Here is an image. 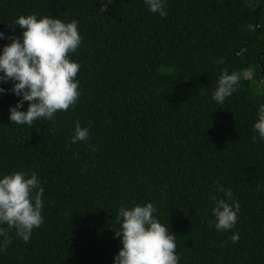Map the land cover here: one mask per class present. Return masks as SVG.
Returning a JSON list of instances; mask_svg holds the SVG:
<instances>
[{"label": "trees", "instance_id": "1", "mask_svg": "<svg viewBox=\"0 0 264 264\" xmlns=\"http://www.w3.org/2000/svg\"><path fill=\"white\" fill-rule=\"evenodd\" d=\"M100 7L0 0L6 35L19 37L12 21L35 13L76 20L82 37L70 54L81 95L54 121L10 123L19 98L0 82V173L35 171L44 187V223L28 243L13 238L0 264H113L119 207L147 202L176 235L179 264H264V142L252 139L264 103V0H167L166 17L143 0ZM247 67L254 79L217 104L221 72ZM75 121L91 126L88 142L69 143ZM217 184L240 204L228 232L210 226Z\"/></svg>", "mask_w": 264, "mask_h": 264}, {"label": "clouds", "instance_id": "2", "mask_svg": "<svg viewBox=\"0 0 264 264\" xmlns=\"http://www.w3.org/2000/svg\"><path fill=\"white\" fill-rule=\"evenodd\" d=\"M100 12L107 9L112 0H100ZM253 4L262 0H251ZM147 10L161 17L167 16V0H143ZM12 28L20 29L19 37L0 31V40L10 43L0 47V82L11 81L10 91L19 99L8 109V120L17 125L32 126L41 119L54 121L58 112H67L81 95L76 79L80 64L70 54L77 52L82 37L78 22L37 14L20 15ZM252 67L238 71L223 70L212 93L217 104L238 90L242 80H253ZM7 91L0 87V93ZM27 102L26 110L24 104ZM90 125L81 126L74 122L70 144L88 142ZM254 142H264V103L258 105L252 125ZM94 150V149H93ZM215 193H222L221 196ZM215 193L210 194L214 218L210 226L218 232L235 228L240 204L230 188L217 184ZM44 187L35 171H13L0 173V252L18 238L28 243L34 229L44 223ZM119 224L114 231L121 247L113 257V264H179L176 251V235L161 223L158 209L152 202L133 203L119 207L116 215ZM231 242L239 240L238 232L230 236Z\"/></svg>", "mask_w": 264, "mask_h": 264}, {"label": "water", "instance_id": "3", "mask_svg": "<svg viewBox=\"0 0 264 264\" xmlns=\"http://www.w3.org/2000/svg\"><path fill=\"white\" fill-rule=\"evenodd\" d=\"M264 52V51H263ZM261 73H262V75H264V68H263V66L261 65Z\"/></svg>", "mask_w": 264, "mask_h": 264}]
</instances>
